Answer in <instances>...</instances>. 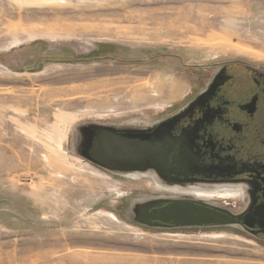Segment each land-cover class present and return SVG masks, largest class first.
<instances>
[{
  "label": "rangeland",
  "instance_id": "374dc122",
  "mask_svg": "<svg viewBox=\"0 0 264 264\" xmlns=\"http://www.w3.org/2000/svg\"><path fill=\"white\" fill-rule=\"evenodd\" d=\"M226 60L264 67V0H0V264H264L238 227L140 224L155 182L74 145L162 118Z\"/></svg>",
  "mask_w": 264,
  "mask_h": 264
},
{
  "label": "flooded vegetation",
  "instance_id": "af4514ba",
  "mask_svg": "<svg viewBox=\"0 0 264 264\" xmlns=\"http://www.w3.org/2000/svg\"><path fill=\"white\" fill-rule=\"evenodd\" d=\"M96 134L114 135L118 149L130 151L135 169L117 173L151 179L161 193L138 211L139 222L163 229L238 227L264 242L263 66L216 63L191 97L158 120L82 125L74 138L79 156L92 154Z\"/></svg>",
  "mask_w": 264,
  "mask_h": 264
},
{
  "label": "water",
  "instance_id": "95a60500",
  "mask_svg": "<svg viewBox=\"0 0 264 264\" xmlns=\"http://www.w3.org/2000/svg\"><path fill=\"white\" fill-rule=\"evenodd\" d=\"M90 143L92 148V154L88 156L86 153H82L80 154L82 158L86 160H91L94 164L111 171H115L118 169L121 170L135 169V168H130V165H128V163L130 162V157L129 154H126V152H130V151H128L127 148H124V150L123 149L119 150L116 137L114 135L99 136V134H96L95 138L91 137ZM153 161L156 164L158 159L154 157ZM174 207H178V206H174ZM145 209L147 210L148 208L145 207ZM176 212L177 210L174 211L175 214ZM139 223L142 225H146V223L142 221H140Z\"/></svg>",
  "mask_w": 264,
  "mask_h": 264
}]
</instances>
